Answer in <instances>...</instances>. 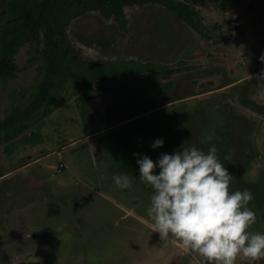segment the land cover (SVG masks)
Instances as JSON below:
<instances>
[{
    "label": "rangeland",
    "instance_id": "rangeland-1",
    "mask_svg": "<svg viewBox=\"0 0 264 264\" xmlns=\"http://www.w3.org/2000/svg\"><path fill=\"white\" fill-rule=\"evenodd\" d=\"M10 1L0 0L3 25ZM155 1L105 18L61 0L54 30L40 24L12 55L0 76V173L56 152L3 182L18 202L0 197V264H200L138 220L152 190L133 154L155 161L180 146L217 147L232 189L253 194L248 230L264 233V0ZM49 43L61 77L47 73ZM45 82L51 100L27 113ZM16 112L29 118L10 138L15 127L3 125ZM30 173L42 188L29 186ZM121 173L126 189L112 180ZM34 199L17 221L15 208Z\"/></svg>",
    "mask_w": 264,
    "mask_h": 264
},
{
    "label": "clouds",
    "instance_id": "clouds-1",
    "mask_svg": "<svg viewBox=\"0 0 264 264\" xmlns=\"http://www.w3.org/2000/svg\"><path fill=\"white\" fill-rule=\"evenodd\" d=\"M260 60L264 62V54ZM163 144L157 138L151 148ZM133 155L138 157L140 179L152 190L147 215L138 220L152 233H159L182 255H198L200 264H236L241 257L248 264L264 260V233L248 230L256 222V213L248 206L253 194L247 188L232 189L235 178L215 145L207 152L194 145L180 146L155 161ZM112 180L121 189L131 183L127 173L115 174Z\"/></svg>",
    "mask_w": 264,
    "mask_h": 264
},
{
    "label": "trees",
    "instance_id": "trees-1",
    "mask_svg": "<svg viewBox=\"0 0 264 264\" xmlns=\"http://www.w3.org/2000/svg\"><path fill=\"white\" fill-rule=\"evenodd\" d=\"M61 0H12L8 3L12 21L6 25L0 19V76L9 73L13 69L11 57L16 49L25 41L27 36L36 30L40 24H46L53 29V10ZM84 8L91 11H100L105 18L119 15L125 5L154 3L155 0H83ZM47 61V73L61 77L57 62V53L51 43L47 44L44 52ZM59 71V72H58ZM52 86L48 82L40 84L34 94L30 111L35 112L49 103L52 97ZM24 118L28 119V114L16 112L4 123V127L12 129L10 138L22 133L26 126L23 125Z\"/></svg>",
    "mask_w": 264,
    "mask_h": 264
},
{
    "label": "crops",
    "instance_id": "crops-1",
    "mask_svg": "<svg viewBox=\"0 0 264 264\" xmlns=\"http://www.w3.org/2000/svg\"><path fill=\"white\" fill-rule=\"evenodd\" d=\"M64 148V147H63ZM62 148V149H63ZM46 150H41L40 152H38V156L36 157V158H34V159H28V161H27V163H26V165H22L21 166V168L19 167V168H17L16 170L15 169H7L6 171H4V172H1L0 173V190H2L1 192H2V194H0L1 196V198H3L4 199V201H6L7 202V200L9 201V202H12V200H14L15 199V202H18V197L17 196H15L16 194H14L13 195V193L12 192H9L10 190H7L8 188L6 187V183H3V182H7V181H9V180H11L10 178L13 176V175H15V174H17V173H19L20 171H24V170H29L30 168H32L33 166H35V165H37L38 163H40L43 159H44V156L45 157H47V156H49V155H51V154H54L55 152H56V150H52V151H50V152H45ZM39 155H40V157H39ZM47 167H49V166H47ZM42 167L41 166H38L37 167V170H40ZM64 168V165L63 164H59V166H58V168H57V171L58 172H61V170ZM42 170V169H41ZM158 171V170H157ZM31 172H33V171H31ZM38 175V174H37ZM36 174H28L27 175V177H28V179L31 181V183H30V185L29 186H32V187H43V184H44V180H43V178L42 177H40V176H37ZM9 186V185H8ZM145 185H143V187H144ZM8 191V193L7 192H5V191ZM7 194V195H6ZM36 199H38V198H36ZM36 199H34V200H32L30 203H28V204H25V205H23L22 206V208H15V210L13 211V214L12 215H15V217H16V220L18 221L19 219H21L20 218V216H21V212H23V211H25V210H27V209H30L31 207H33V206H35L37 203H39V201L40 200H36ZM20 206V205H19ZM126 210H129V212H131L132 214H134V211H133V209H131V208H129V209H125V211ZM128 214V213H127ZM20 215V216H19ZM15 220V221H16ZM22 226V225H21ZM27 228V227H26ZM25 228V229H26ZM39 228V227H38ZM42 229L43 230H45V228H43L42 227ZM59 230H60V228H58Z\"/></svg>",
    "mask_w": 264,
    "mask_h": 264
},
{
    "label": "water",
    "instance_id": "water-1",
    "mask_svg": "<svg viewBox=\"0 0 264 264\" xmlns=\"http://www.w3.org/2000/svg\"><path fill=\"white\" fill-rule=\"evenodd\" d=\"M1 66H2V65L0 64V68H1Z\"/></svg>",
    "mask_w": 264,
    "mask_h": 264
}]
</instances>
